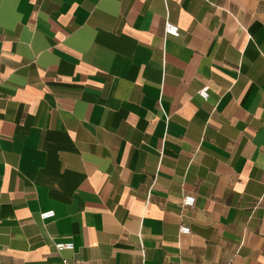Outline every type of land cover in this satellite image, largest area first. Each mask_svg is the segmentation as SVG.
I'll return each mask as SVG.
<instances>
[{"label": "crops", "instance_id": "obj_1", "mask_svg": "<svg viewBox=\"0 0 264 264\" xmlns=\"http://www.w3.org/2000/svg\"><path fill=\"white\" fill-rule=\"evenodd\" d=\"M0 264H264V0H0Z\"/></svg>", "mask_w": 264, "mask_h": 264}, {"label": "built area", "instance_id": "obj_2", "mask_svg": "<svg viewBox=\"0 0 264 264\" xmlns=\"http://www.w3.org/2000/svg\"><path fill=\"white\" fill-rule=\"evenodd\" d=\"M180 34V28L177 24L171 22L169 19L166 20L165 22V26H164V35L165 37L168 36H178ZM199 94L203 97V98H207L208 97V92L205 89H201ZM196 202V197L192 194H186L183 197V205L186 207H192L194 206ZM55 214L54 210H50L47 212H43L42 218L46 219L48 217H52ZM181 232L183 233H190V227L183 224L180 227ZM56 248L59 251H63V250H71L74 248V244L72 241H59L56 243Z\"/></svg>", "mask_w": 264, "mask_h": 264}]
</instances>
